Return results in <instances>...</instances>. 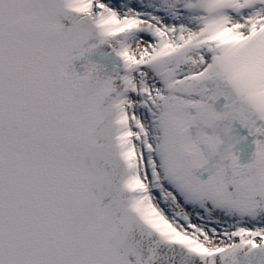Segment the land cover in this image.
Listing matches in <instances>:
<instances>
[{"label":"bare ground","instance_id":"bare-ground-1","mask_svg":"<svg viewBox=\"0 0 264 264\" xmlns=\"http://www.w3.org/2000/svg\"><path fill=\"white\" fill-rule=\"evenodd\" d=\"M10 1L27 10L20 22L0 11V104L9 103L0 121L8 125L10 198L26 217L29 241L37 226L48 240L64 230L45 252H35L32 239L18 263L102 264L107 253L114 262L118 256L108 244L118 237L119 250L137 251L151 264L148 246L161 252L171 244L129 218L126 205L135 194L123 181L132 178L135 188L146 187L145 205L175 228L183 245L204 246L221 264H264V122L242 95L234 104L230 96L213 99L227 85L200 41L199 29L210 18L204 0H86L80 12L65 0ZM251 12L244 8L237 17L247 24ZM109 17L111 28H124L120 36L98 32V21ZM166 116L185 129L181 140L176 128L171 133L170 164L199 197L166 182L157 165ZM121 130L131 138L119 150ZM92 154L95 164L103 160L121 174L115 192L112 175L93 178L96 170L83 168ZM100 177L109 194L88 187ZM60 218L70 225H53ZM244 227L257 237L240 240L235 231ZM2 253L8 264L5 248Z\"/></svg>","mask_w":264,"mask_h":264},{"label":"rangeland","instance_id":"rangeland-1","mask_svg":"<svg viewBox=\"0 0 264 264\" xmlns=\"http://www.w3.org/2000/svg\"><path fill=\"white\" fill-rule=\"evenodd\" d=\"M33 4H34V2H33ZM29 7L31 8V4L29 5ZM0 8H1L0 9L1 12L5 11L8 20H11V21L16 20V21L20 22V21H22L23 18L26 17L27 10L17 8L15 6V4H13L10 0H0ZM6 109L7 108L0 107V119H3L2 116H4V113L8 112ZM6 119L8 120V118H6ZM0 126H4V122L2 123L0 121ZM0 130H2V133L3 132L5 134L8 133L7 128L6 129L0 128ZM4 133H3V135H4ZM6 141H7V136H6ZM6 144H0V146H6ZM90 156L91 157L89 159V163H88V161H86L85 162L86 166L83 167V168H85V171H88V174H89V173H93L92 171L96 170V173L92 174L93 178H94V176L99 177V172L101 173V175L104 173H109L110 175H112L111 182H113V183L110 184L111 185L110 192H115L116 188H117V183L121 179V174L116 173L115 171H111V170L109 171V169L107 168L106 162H104L103 160L102 161L99 160L100 163L95 164V161H96L95 156L93 154ZM3 162H4V164H6L3 167V172H4V175H6L8 177H7V179L0 178V225H6L7 230L4 234H0V241L12 239V236H8L9 231H13V229L15 227H17L16 224L22 223L24 220V218H23L24 214L21 213L19 210H17L15 208V206L13 207V204H12L10 197L6 196L7 194L10 193V186L11 185L9 184V182H10V175L12 173V167L6 159H4ZM69 169H70V171H69L70 175L75 176L74 172H76L78 169L77 163L73 164L71 167H69ZM103 179L104 178L100 177V179L98 178L93 183L91 182L90 184H88V187L91 189V191L93 190V192H92L93 194L94 193L96 194L97 192H101V191H104L106 194L110 193L108 187L104 186ZM97 188H98V191H97ZM93 197L94 196H91L90 198H93ZM95 208H97V204H91L90 205V210H94ZM9 210H12L11 212H16L13 220L5 219V217H4V215H6V217H7V212ZM57 222L58 223H56V222L53 223V225L56 224L58 227L65 226V228L70 225V224H68L69 222L67 220L63 221L61 218ZM12 225L14 228L12 227ZM63 231H60L59 234L55 231L52 232V236L48 240L47 239V232L48 231L46 233H44L40 229V227L37 226V228L31 232L30 236L32 237V239H34V241H36L35 242L37 244L36 250L38 251L39 249H41V246L48 241L53 244L54 242L57 243L60 240H62L63 239ZM121 231H122V229H119L118 234H121ZM40 237H41V240H39ZM110 238H111V240H110L111 245H110V243L108 244L110 247L108 249L113 250L114 255L118 256L119 262H118V260L114 261V262L108 260L107 258L111 253H107L106 256H104L102 264H146L145 261L141 260V259L139 262L138 254H137V256L133 255V254H127L126 255L124 250H119L118 249V240H117L118 237L117 238L116 237H110ZM38 240H39V242H38ZM13 242H14V248L16 250L15 255L18 256L17 250L21 245V238H18V236H17L16 238H14ZM157 248H158V245L155 243L148 246L151 264H181L182 262L183 263L186 262V264H221L217 259H215L213 257H208V258L191 257L189 253L183 251L180 248L170 247V248H167L166 251L161 250V252H158Z\"/></svg>","mask_w":264,"mask_h":264},{"label":"water","instance_id":"water-1","mask_svg":"<svg viewBox=\"0 0 264 264\" xmlns=\"http://www.w3.org/2000/svg\"><path fill=\"white\" fill-rule=\"evenodd\" d=\"M143 95L146 96L145 93H144ZM8 96H10V95H8L7 93H4L3 99H4L5 101H8V100H7ZM9 98H10V97H9ZM131 216L133 217V215H131ZM132 217H131V218H132Z\"/></svg>","mask_w":264,"mask_h":264}]
</instances>
